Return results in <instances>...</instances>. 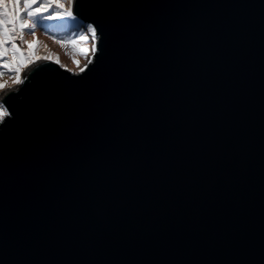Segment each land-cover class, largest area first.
<instances>
[{
    "label": "water",
    "instance_id": "1",
    "mask_svg": "<svg viewBox=\"0 0 264 264\" xmlns=\"http://www.w3.org/2000/svg\"><path fill=\"white\" fill-rule=\"evenodd\" d=\"M70 11L89 62L0 96V264H264V0Z\"/></svg>",
    "mask_w": 264,
    "mask_h": 264
},
{
    "label": "rangeland",
    "instance_id": "2",
    "mask_svg": "<svg viewBox=\"0 0 264 264\" xmlns=\"http://www.w3.org/2000/svg\"><path fill=\"white\" fill-rule=\"evenodd\" d=\"M8 3V13L12 12L13 0H6ZM40 4L45 5L48 3L46 0H39ZM61 3L67 5L70 10L71 3L69 0H60ZM10 4V5H9ZM20 11L23 14L26 12L23 9V0H20ZM57 8L52 7L51 12ZM60 11V9H57ZM5 9L0 6V16H2ZM51 12L46 14H51ZM67 17V16H65ZM64 19H56L52 21L44 20L42 17L35 18L37 28L34 30L35 35L28 34L30 30L25 29L20 32L19 26H17V34L23 36V41L16 39L13 41H6L3 45L6 50V55L0 57V65L9 63V71L7 68L0 67V85H4L0 88L1 94L8 88L17 86L19 83L16 81L17 73L21 81L22 75L29 66L37 62L39 59H50L58 63L64 68H67L75 73H78L89 62L91 54L94 51V35L87 31V26H84L80 21H71ZM44 20V21H43ZM81 36L84 38L81 39ZM2 39V37H0ZM15 43L18 46H22L24 55L16 52L12 47ZM31 44L32 48L28 45ZM6 115V110L3 107L0 109V121Z\"/></svg>",
    "mask_w": 264,
    "mask_h": 264
},
{
    "label": "snow or ice",
    "instance_id": "3",
    "mask_svg": "<svg viewBox=\"0 0 264 264\" xmlns=\"http://www.w3.org/2000/svg\"><path fill=\"white\" fill-rule=\"evenodd\" d=\"M69 2L75 5L76 0H69ZM38 4L39 0H23V9H25L26 12L23 14V18H21L22 14L20 11V0H13L11 14H9L7 11L8 3L6 2V0H0V6L5 9L2 16H0V37H2V39H0V57L6 55V50L3 47L6 41L14 42L16 39H20L21 41H23V36L17 34V26H19L21 33L25 29H28L30 30L28 34L34 36V30L37 28L35 18L42 17L44 20L52 21L56 19H63L65 16H69L75 19V13L73 11H69L67 5L61 3L60 0H48L47 4L34 7V5ZM52 7L60 9V11L51 12ZM49 12H51V14H46ZM87 31L95 35V29L91 24L87 26ZM83 38L84 37L81 36V39ZM12 47L15 49L16 52L20 53L21 56L24 55L22 46H18L13 43ZM28 47L32 48V45L29 44ZM0 67L7 68L9 69V71L12 70L11 68H9V63L7 62L3 65H0ZM15 82H20L18 73ZM3 87L4 85H0V88ZM2 108L3 104H0V109Z\"/></svg>",
    "mask_w": 264,
    "mask_h": 264
},
{
    "label": "trees",
    "instance_id": "4",
    "mask_svg": "<svg viewBox=\"0 0 264 264\" xmlns=\"http://www.w3.org/2000/svg\"><path fill=\"white\" fill-rule=\"evenodd\" d=\"M46 1H48V0H46ZM39 4H40V2H39ZM10 5V4H9ZM55 11H58L57 9L55 10ZM70 11V10H69ZM54 12V11H53ZM21 14H22V12H21ZM68 17V19L67 20H71V21H77L78 22V19L77 18H75V19H73L72 17H69V16H67ZM67 17H64L63 18V20L65 19L66 20V18ZM21 18H23V17H21ZM44 21V20H43ZM84 26H87V25H84Z\"/></svg>",
    "mask_w": 264,
    "mask_h": 264
}]
</instances>
